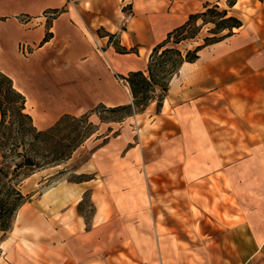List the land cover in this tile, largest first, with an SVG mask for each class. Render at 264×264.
<instances>
[{
    "label": "rangeland",
    "instance_id": "1",
    "mask_svg": "<svg viewBox=\"0 0 264 264\" xmlns=\"http://www.w3.org/2000/svg\"><path fill=\"white\" fill-rule=\"evenodd\" d=\"M207 4L227 9L224 0H199L190 14ZM229 11L243 27L234 29L226 43L247 57L246 65L241 59L231 60L232 82L239 75L246 80L264 75V0H238ZM124 12L128 15L126 9ZM188 15H183L181 23ZM175 27L168 28L159 42ZM211 27L204 26L195 40L180 45L181 50L202 44ZM111 41L113 47L119 42L118 38ZM94 45V50L104 49L99 42ZM54 61L61 73L55 75L59 80L36 70L28 88L31 94L39 85L53 95L51 103L37 114L28 104L26 111L34 126L45 129L63 115L85 114L98 130L65 164L38 171L21 183L20 190L28 200L17 213L12 233H0V253L9 249L73 253L80 264H221L229 260L228 253H207L203 245L208 248L213 236L225 250V229L238 222L240 213L239 185L247 187L253 198L259 192L255 186H264V126L236 125L233 115L245 123L242 110L264 108V94L256 105L252 101L258 83L247 80L243 92L235 91L232 96L210 92L209 99L201 100L198 107L209 113V130L189 119L178 125V100L190 104L186 108L193 100L183 93L188 84L176 75L164 98L167 107L162 104L157 111L154 102L143 113L112 122L119 114L104 112L100 105L115 106L72 95L70 100L64 99L61 91L68 94V86L77 88L72 77L81 65ZM111 71L119 95L127 100L120 105L130 104L129 88L121 79L126 73L118 68ZM24 80L13 79L14 87L21 89ZM99 112L107 123H100ZM212 156L214 161L209 160ZM218 156L225 160L216 161ZM247 200L243 204L249 207L251 199ZM178 246L197 253H178Z\"/></svg>",
    "mask_w": 264,
    "mask_h": 264
},
{
    "label": "crops",
    "instance_id": "2",
    "mask_svg": "<svg viewBox=\"0 0 264 264\" xmlns=\"http://www.w3.org/2000/svg\"><path fill=\"white\" fill-rule=\"evenodd\" d=\"M198 2L199 0H0V72L11 80L18 77L26 79L24 86L16 89L26 97V110L30 104L34 107L31 110L34 114H37L39 108L51 103L49 99L53 95L39 85L34 86L36 89L29 94L32 76L36 70V73L43 70L57 82L59 79L55 75L61 76V73L54 68L57 66L54 60L60 59L68 65H81L72 77L78 84L77 88L68 86L69 95L61 91L66 101L72 95L79 99L92 98L96 104L106 106L125 104L127 100L119 95L118 82L111 70L118 68L126 75L131 71L144 70L147 57L162 35L171 26L179 25L183 15L192 13ZM55 11H58L57 14H54ZM46 34H49V38L44 42ZM106 34L118 38V44L113 47ZM124 35L128 36L127 42ZM232 36L203 48L195 62L184 63L176 74L181 83L188 84L183 93L193 100L187 108L190 104L178 100V125L189 119L191 122L201 123L203 128L211 129L209 113L198 107L201 100L210 98V92L228 95L235 91L243 92L246 81L252 79L258 83L254 87L256 95L252 98L255 105L264 94L262 73L247 80L239 75L232 82L231 60L241 59L240 63H247L246 55L226 43ZM94 42L104 45V49L94 50ZM116 47L127 51L133 49L134 52L121 54ZM22 50L29 58H25ZM58 50L62 52L58 53ZM70 79L66 78L67 81ZM62 88L60 89L63 90ZM127 96L132 101L131 95L127 93ZM162 104L167 107L166 100ZM240 114L246 116V121L242 122L233 113L236 125L254 129L264 126L262 106H248ZM214 159L212 156L209 160ZM223 160L225 159L221 156L216 159L218 162ZM224 173L229 176L226 170ZM241 186L239 185L238 222L228 225L222 238V241L225 239L228 242V246L223 250L222 243L212 236L211 241L207 242L208 248L203 245V249L207 253H228L229 260H223L221 264H264V186H255V191L259 190L255 198L249 197L247 187ZM247 199H251V207L243 204ZM24 207L25 205L19 211H23ZM0 248L2 250L3 247ZM22 251L25 253L15 249L0 253V264H80L73 253ZM178 253L197 252L184 251L178 246Z\"/></svg>",
    "mask_w": 264,
    "mask_h": 264
},
{
    "label": "trees",
    "instance_id": "3",
    "mask_svg": "<svg viewBox=\"0 0 264 264\" xmlns=\"http://www.w3.org/2000/svg\"><path fill=\"white\" fill-rule=\"evenodd\" d=\"M224 1L227 9L207 4L200 12L189 14L152 48L144 70L131 71L121 77L129 88L132 101L112 108L100 105L104 112L119 114L112 122L143 113L154 102L159 111L170 81L181 66L195 62L203 48L232 36L234 29L243 26L242 21L229 11L238 0ZM207 25L212 27L202 44L182 51L180 45L195 40ZM106 36L110 42L114 37L112 34ZM48 38L49 34H46L43 41ZM116 49L121 54L134 52L122 47ZM98 117L100 123H107L100 112ZM97 130L85 114L79 117L66 114L51 126L37 129L26 111L25 95L0 72V233L12 229L19 209L28 200L20 190L21 183L38 171L65 164Z\"/></svg>",
    "mask_w": 264,
    "mask_h": 264
}]
</instances>
